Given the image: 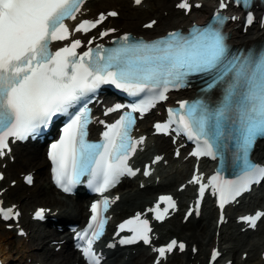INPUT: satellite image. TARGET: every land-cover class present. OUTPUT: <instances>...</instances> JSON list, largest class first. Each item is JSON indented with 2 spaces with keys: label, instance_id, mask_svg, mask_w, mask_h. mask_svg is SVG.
Instances as JSON below:
<instances>
[{
  "label": "snow or ice",
  "instance_id": "snow-or-ice-1",
  "mask_svg": "<svg viewBox=\"0 0 264 264\" xmlns=\"http://www.w3.org/2000/svg\"><path fill=\"white\" fill-rule=\"evenodd\" d=\"M85 2L0 0V158L11 150L10 139H28L46 128L58 115H68L69 109L83 100L84 106L69 116L59 139L51 144L48 158L55 182L64 192H71L83 177H88L89 187L103 194L122 176L136 175L128 161L137 146L144 143V137L132 138L135 118L129 113L117 122L105 125L100 142L90 141L89 94L105 84L134 96L143 93V98L131 109L143 115L158 102L166 101L170 91L187 87L192 77H199L206 85L202 91L222 86L223 97L219 105L211 108L203 99L180 101L179 110L169 109V122L157 123L155 128L157 132H167L175 124L177 131L196 142L192 155L197 157L216 159L220 156L223 163L225 154L231 153V164L238 169L236 178L225 179L217 172L209 181L214 194L218 195L222 223L225 205L264 180V167L250 159L258 138L264 137V52L233 53L222 30L227 18L219 12L212 23L193 27L187 33L170 31L153 40L137 39L125 33L117 39L115 47L105 48L101 44L92 47L95 36L84 42L74 33L87 35L109 18L118 17L119 13L101 12L96 18L82 19L70 28L66 21L77 20ZM234 2L248 6V0ZM134 3L141 5L143 0H134ZM193 6L200 7L190 0H179L176 5L185 12H191ZM219 7L227 8L228 4L220 0ZM247 23H253L251 13ZM156 24V20H151L144 27L152 29ZM116 31L115 28L100 31L99 37H107ZM55 42L62 46L53 49ZM99 123L104 124V121ZM160 159L156 157V161ZM143 174L150 176L151 172L145 169ZM3 179L0 174V180ZM25 179L29 184L33 182L31 175ZM190 182L200 185L199 193L203 198L209 185L202 183L200 176H194ZM118 199L105 197L94 202L87 229L77 234V238L85 242L84 246L78 247L87 264H100L93 245L104 234L107 223L104 213ZM161 204L165 207L161 208ZM175 208L176 201L167 195L159 197L155 206L147 211L153 213L157 221H163L169 209ZM198 208L199 201L197 215ZM44 212V209L38 210L35 218L44 219ZM191 215L190 210L185 219ZM18 216L19 212L14 208L0 207V218L4 221ZM262 218L264 212L241 217L252 228ZM118 229L117 235L125 231L131 233L121 238L120 244L132 245L141 241L145 245L152 244V227L141 213L119 224ZM153 250L158 254L155 264H161L168 254L176 250L183 252L185 244L173 239ZM219 255L213 250L211 259L215 261Z\"/></svg>",
  "mask_w": 264,
  "mask_h": 264
},
{
  "label": "bare ground",
  "instance_id": "bare-ground-1",
  "mask_svg": "<svg viewBox=\"0 0 264 264\" xmlns=\"http://www.w3.org/2000/svg\"><path fill=\"white\" fill-rule=\"evenodd\" d=\"M102 0H93L91 1L87 7H89L90 11L89 14H96L97 11L102 10L103 7H107L104 2H101ZM205 3L200 9H194L190 15L183 14L180 10H175L172 8V5L169 2H164L161 4H157L155 6H150V10L147 12V14H151V16H146L144 19L141 20V18H137L134 16L127 17L124 14V9L121 8V15L119 16V19H112V25L121 28L123 31H132L138 35L142 34L147 37H151L154 35H158L163 33L165 30L179 27L182 24H189L192 20H194L199 15H205L206 13H209L211 11V8L209 7V4L212 0H204ZM125 3V1H115L111 0L109 1V7L108 9H117L118 5H122ZM142 10H145L146 5L141 4L140 5ZM168 11V13L165 15L164 12ZM152 17H158V22L154 26L153 29H146L142 27V24L147 22L148 20L152 19ZM236 23L230 24L229 29L231 33V40L242 43L244 41L251 40L263 33L262 29H259L257 27H252L247 33H242L240 31V28L235 27ZM141 126L144 130L147 129V121L144 120L141 122ZM150 140L155 141V146L148 147L143 153V156H147L149 153H152L154 151L157 152H165L167 154L168 149L171 147V144L168 140L159 138V137H150ZM25 148V151H21L20 147L21 145L17 146L15 148V152L17 159L21 160V163L27 168H33L36 169L37 176H41L45 172L46 168V159H45V153L43 156V153L41 152L40 146H36L35 144L28 146ZM29 147V148H28ZM254 156L256 157H264V145L259 144L256 151L254 152ZM190 159L181 161L180 165H177L171 169H169L167 172H164L162 170L163 166L159 165L160 168V174L162 176V180L159 183H156L154 180H152L149 185H151L148 188H145L143 190L138 189L139 182L135 185L134 189H128L125 190L123 188L122 190V199L120 203L115 208V213L118 214L119 212L125 213L127 207L131 209L132 207L139 206L146 202V199L151 197L153 194L163 192L164 190H174L175 187L178 185V183L185 178V174L187 173V168L189 164ZM10 168L8 169V173L11 175H15L14 168H12L11 165H9ZM169 181V182H168ZM129 182L130 185L133 184L130 180L126 181ZM168 182V183H167ZM54 191V192H53ZM45 190L43 191L41 189L40 184H38L37 188L34 192H32L31 195H27L32 199H48L50 202L53 203L54 209L58 208V213L56 214V217L59 220V223L63 222H69V221H77L79 222L83 216H84V200L79 197H69L67 200H63L59 196H57L55 190ZM262 189L259 190L258 193H261ZM190 193V189L187 188L186 190L182 192H178V196L180 199V203H182L186 197H188ZM59 194V193H58ZM17 195V186L12 188L9 191L8 196L13 198ZM261 205V197L260 194L256 196H250V201L248 203H242L235 207V211H249V208L251 206H260ZM49 206V205H48ZM216 212L212 208L211 205L207 204L204 208V212L202 214V217L199 220L190 219L187 223H182L181 219H176L177 215H175L171 220V224L177 223V226L173 229H170V226H165V223L159 225V229L162 232V238L172 235H179L180 238L188 241L189 248L193 243L200 244L201 249L198 254L197 260H201L203 254L205 253L208 246H212L215 243L214 239V223L213 221V214ZM241 227L237 225L233 220H231L227 225H224L220 230V236H219V242L222 246V250L224 252V256L229 258H234L237 256L239 250H242L240 252V256H238L237 264H264L263 260L260 258L259 251L264 249V226L261 228V230L257 231L259 232V236L249 237L248 235H251L250 233H242ZM37 231H39L37 229ZM50 233L46 234L42 231L39 233L38 240L40 243H43L44 238L53 236V239H63L67 237V227L64 226L63 231L59 230H49ZM6 232V233H5ZM8 231L1 230L0 226V251L3 253L7 251V247L11 244H13V240L9 238L10 236L7 234ZM203 239V241H202ZM49 243V241H48ZM47 243V245H48ZM55 247V246H54ZM54 247L48 248L46 251H43V248H41L42 254H49L51 256H57V259H51L47 256L45 257V260L48 263H51L53 260L56 262L55 264H80L81 259L77 257V255L70 252V239L67 240V242L64 244L63 248L65 249V252L57 253L54 251ZM149 251V248H147V252ZM247 252L248 257L246 259H243V253ZM190 254L192 252L189 251ZM5 258H8L7 256H4ZM119 255L115 252L113 254V257L107 262V264H118ZM147 255L145 256V258ZM175 258H177V255H175ZM122 261L119 264H125V260L123 259V256L120 258ZM137 260V256L131 257L130 263H135ZM184 261V258L182 259ZM202 261V260H201ZM203 262V261H202Z\"/></svg>",
  "mask_w": 264,
  "mask_h": 264
},
{
  "label": "rangeland",
  "instance_id": "rangeland-1",
  "mask_svg": "<svg viewBox=\"0 0 264 264\" xmlns=\"http://www.w3.org/2000/svg\"><path fill=\"white\" fill-rule=\"evenodd\" d=\"M107 1V4H109V1L110 0H105ZM115 1H125V3H123L122 5H119L118 7L120 8H123L124 9V13L126 14L127 17H131V16H134V17H137V18H144L147 14V12H141L138 10V8H133L130 4V0H115ZM148 2L150 3L151 6H154V5H157V4H161V3H164V2H169L168 0H148ZM103 8H106V7H103ZM120 10V9H118ZM147 16H151V14H147ZM43 150V149H42ZM44 151V150H43ZM18 166L20 165V163L18 162L17 164ZM134 185H136V183H134ZM36 204H41V205H51L52 203L51 202H47L46 200H33L31 204H29L28 206H24L25 209H28V208H31L33 207L34 205ZM2 231H4L2 228H1ZM6 233V232H5ZM10 237L9 238H12L14 239V237L12 236V234L9 232L7 233ZM11 239V240H12ZM8 248V247H7ZM13 249V248H12ZM10 250H11V247H10ZM13 251V250H12ZM10 251H8L7 254H9ZM14 256H15V253H13Z\"/></svg>",
  "mask_w": 264,
  "mask_h": 264
}]
</instances>
